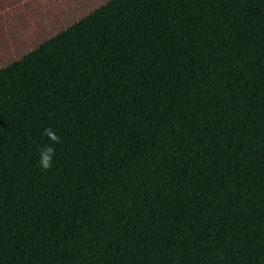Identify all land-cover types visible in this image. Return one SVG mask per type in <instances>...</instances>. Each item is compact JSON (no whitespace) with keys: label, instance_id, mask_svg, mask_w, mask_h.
Masks as SVG:
<instances>
[{"label":"trees","instance_id":"16d2710c","mask_svg":"<svg viewBox=\"0 0 264 264\" xmlns=\"http://www.w3.org/2000/svg\"><path fill=\"white\" fill-rule=\"evenodd\" d=\"M0 264H264V0H110L1 68Z\"/></svg>","mask_w":264,"mask_h":264},{"label":"rangeland","instance_id":"374dc122","mask_svg":"<svg viewBox=\"0 0 264 264\" xmlns=\"http://www.w3.org/2000/svg\"><path fill=\"white\" fill-rule=\"evenodd\" d=\"M47 1V11L28 14V25L8 45H0V69L20 58L39 44L63 31L110 0H31Z\"/></svg>","mask_w":264,"mask_h":264},{"label":"crops","instance_id":"0c3cea01","mask_svg":"<svg viewBox=\"0 0 264 264\" xmlns=\"http://www.w3.org/2000/svg\"><path fill=\"white\" fill-rule=\"evenodd\" d=\"M47 11V1L0 0V45H8L17 40V36L26 24L28 14Z\"/></svg>","mask_w":264,"mask_h":264},{"label":"clouds","instance_id":"9594fccd","mask_svg":"<svg viewBox=\"0 0 264 264\" xmlns=\"http://www.w3.org/2000/svg\"><path fill=\"white\" fill-rule=\"evenodd\" d=\"M43 134L47 137L49 143L39 151V166L41 170L47 171L53 166V156L55 154L53 145L60 143V137L51 127L46 128Z\"/></svg>","mask_w":264,"mask_h":264}]
</instances>
